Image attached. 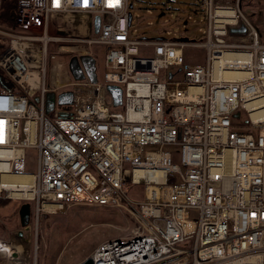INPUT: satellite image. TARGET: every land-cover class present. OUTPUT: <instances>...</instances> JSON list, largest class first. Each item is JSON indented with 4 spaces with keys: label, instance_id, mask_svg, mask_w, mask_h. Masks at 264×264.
Wrapping results in <instances>:
<instances>
[{
    "label": "built area",
    "instance_id": "1",
    "mask_svg": "<svg viewBox=\"0 0 264 264\" xmlns=\"http://www.w3.org/2000/svg\"><path fill=\"white\" fill-rule=\"evenodd\" d=\"M240 2L197 0L201 40L189 41L134 38L129 0H18L0 28L12 88L0 91V198L29 203L35 226L71 206L128 214L127 236L101 243L92 264H264V11L254 27ZM94 46L104 71L75 82L56 59ZM187 48L203 64L186 62ZM64 92L72 105L58 104ZM26 230L0 240V264H37Z\"/></svg>",
    "mask_w": 264,
    "mask_h": 264
},
{
    "label": "rangeland",
    "instance_id": "2",
    "mask_svg": "<svg viewBox=\"0 0 264 264\" xmlns=\"http://www.w3.org/2000/svg\"><path fill=\"white\" fill-rule=\"evenodd\" d=\"M1 2V0H0ZM220 4L232 5L234 0H218ZM132 5L130 33L134 38L147 40L178 39L180 36L189 41L201 40L198 31L199 16L195 13L197 0H129ZM240 11L254 27H259L264 11V0H241ZM74 26H82L84 20L69 18ZM76 21V22H75ZM86 34V32H84ZM90 52L80 48L77 53L58 57L67 65L74 56L89 55L96 61L97 73L104 71V53L101 47L94 46ZM54 48L49 49V56L54 55ZM185 55L190 63L203 64L204 54L201 49L187 48ZM27 169L33 172V158L30 154ZM174 163H179L178 157ZM27 202L11 200L10 204L0 209V239L21 231L18 218L20 206ZM31 206V205H30ZM31 213L32 206H31ZM133 221L124 212L99 207L71 206L56 214H43L37 226L30 223L23 232L28 239L30 252L37 247V264H81L103 242L127 236Z\"/></svg>",
    "mask_w": 264,
    "mask_h": 264
},
{
    "label": "water",
    "instance_id": "3",
    "mask_svg": "<svg viewBox=\"0 0 264 264\" xmlns=\"http://www.w3.org/2000/svg\"><path fill=\"white\" fill-rule=\"evenodd\" d=\"M131 8V6H130ZM131 22V15L128 16V26ZM90 26V25H89ZM99 31V18L96 17L94 20V33L97 34ZM231 33H240L243 34L246 32L244 27L240 29H232ZM183 42L186 39L182 40ZM68 71L75 82H82L87 79L90 83H96V61L89 55H81V56H74L71 57L67 63ZM0 86H2V82L0 79ZM107 91L111 96L112 104L114 107H120L122 104V91L119 87L116 86H108ZM54 97L52 94L47 95L46 99V106H45V113L48 114L53 107ZM58 104L59 105H72V93L71 92H64L58 96ZM239 114H235L234 118H238ZM31 206L29 203H24L20 206L18 210V222L20 229H28L31 223ZM21 234V232H19ZM19 234V235H20ZM81 264H92L90 258L86 259Z\"/></svg>",
    "mask_w": 264,
    "mask_h": 264
},
{
    "label": "trees",
    "instance_id": "4",
    "mask_svg": "<svg viewBox=\"0 0 264 264\" xmlns=\"http://www.w3.org/2000/svg\"><path fill=\"white\" fill-rule=\"evenodd\" d=\"M17 1L18 0H1L0 2V28L1 29H11L13 26L14 18L17 11ZM2 40V39H1ZM4 40V39H3ZM7 48V43L4 40L0 42V51ZM185 61L190 63V58L185 55ZM2 86H0V91H12L8 85H4L3 79L0 77ZM11 200L0 198V209L7 207ZM19 202V201H17Z\"/></svg>",
    "mask_w": 264,
    "mask_h": 264
},
{
    "label": "bare ground",
    "instance_id": "5",
    "mask_svg": "<svg viewBox=\"0 0 264 264\" xmlns=\"http://www.w3.org/2000/svg\"><path fill=\"white\" fill-rule=\"evenodd\" d=\"M233 57V55H227L226 58H231ZM242 75L240 73H229L226 74L225 77L227 79H236L241 77ZM3 180L7 183H9V185H13V187L15 188H19L24 186L25 184H27L29 182V178L28 177H11V176H4ZM14 197L19 196V193H15L13 194Z\"/></svg>",
    "mask_w": 264,
    "mask_h": 264
},
{
    "label": "crops",
    "instance_id": "6",
    "mask_svg": "<svg viewBox=\"0 0 264 264\" xmlns=\"http://www.w3.org/2000/svg\"><path fill=\"white\" fill-rule=\"evenodd\" d=\"M81 24H82V25H84V24H85V22L83 21V22H81ZM17 220H18V218H17ZM18 233H19V231H18ZM11 234H12V233H11ZM9 235H10V234L8 233V237H7L6 239H8V238H9ZM0 240H4V239H0Z\"/></svg>",
    "mask_w": 264,
    "mask_h": 264
}]
</instances>
